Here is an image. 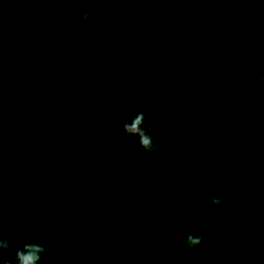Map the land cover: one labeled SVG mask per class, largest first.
<instances>
[{"label":"trees","instance_id":"obj_1","mask_svg":"<svg viewBox=\"0 0 264 264\" xmlns=\"http://www.w3.org/2000/svg\"><path fill=\"white\" fill-rule=\"evenodd\" d=\"M33 1L41 12L25 10L73 46L122 98L132 116L146 114L142 126L150 129L154 143L158 142L156 153L166 187L177 205L173 213L180 264H264V144L251 142L257 153L249 160L243 154H253L251 145H245L238 154L226 143L240 127L232 125L231 116L244 112L245 97L239 84L256 107L264 108V87L257 81L258 75L264 76V44L262 50L257 49L255 63L247 53L255 47L252 38L261 29L256 16L246 14L244 3L253 0H184L177 6L182 0H156L158 6L155 0ZM257 1L264 5V0ZM141 18H148L144 26H150L145 36L132 40L124 55L118 54L125 28L134 34L138 30L134 25ZM176 35L181 42L173 46ZM241 50L246 52L239 53ZM184 53H193L191 58L201 69L198 75L192 73ZM0 72L25 108L35 156L45 133L53 135L59 147L66 144V151L60 153L58 186L41 191L34 182L30 204L6 238L13 241L12 250L3 253L0 264H15L10 259L15 249L29 240L47 249L41 264H111L77 260L99 256L124 260L130 244L129 227L122 229L121 245H115L108 228L100 225L101 220H91L90 214L102 205L98 197L90 204L77 201V192L71 189L68 224L62 216V184L77 140L82 134L89 138L85 134L89 121L99 127L65 86L1 37ZM175 116L181 119L166 127ZM246 135L254 134L247 131ZM67 139L71 140L69 144ZM178 145H186L194 153L189 179L182 171L183 156H176ZM216 162H220L218 168H224L219 183L211 182ZM201 169L206 170L212 183L204 184V201L199 205L182 204L189 192H177V180L189 187L192 175ZM3 179L0 156V200ZM235 192L238 197L233 196ZM217 195L224 201L214 205L211 201ZM190 234L203 236V242L189 248L185 240Z\"/></svg>","mask_w":264,"mask_h":264},{"label":"water","instance_id":"obj_2","mask_svg":"<svg viewBox=\"0 0 264 264\" xmlns=\"http://www.w3.org/2000/svg\"><path fill=\"white\" fill-rule=\"evenodd\" d=\"M0 37L42 66L70 91L102 130L132 184L136 211L126 260L110 263L178 264L176 223L157 153L142 156L138 137L122 132V125L131 122V113L122 98L73 46L10 0H0ZM239 88L252 107L250 94L242 84ZM259 113L263 118L264 109ZM0 156L4 171L0 236L6 239L32 199L36 157L27 113L16 90L2 72ZM38 157L39 182L49 188L60 164L59 149L50 134L39 140ZM83 157L84 147L81 146L64 183L62 206L66 224L69 222L67 206L71 185Z\"/></svg>","mask_w":264,"mask_h":264},{"label":"flooded vegetation","instance_id":"obj_3","mask_svg":"<svg viewBox=\"0 0 264 264\" xmlns=\"http://www.w3.org/2000/svg\"><path fill=\"white\" fill-rule=\"evenodd\" d=\"M85 120H88V119L85 118ZM90 122L91 121H89V123L85 125L86 130H87L85 134L86 136H89V138H84L83 136L85 135L82 134L81 139L77 140L78 146H77V149L74 150L73 161L68 171L66 172L65 178L63 180L62 190H61V199H62V191H63V187L66 181L67 175L77 157V154L80 151L81 146H83L84 147L83 163L73 180L71 189H73V187L75 186V180L79 176L86 178V186H85L86 189L84 192L82 191L77 192V196H78L77 201L87 200L86 202L90 204L91 200L97 199V197L100 199L102 205L99 206L98 209L95 208L96 211L90 214L93 217V219L91 220L97 221L100 219L101 221L99 223L102 226L108 223L107 225L108 227L106 226V228H108L107 233L109 237L112 236L113 241H116L115 245L119 246L121 245L120 244L121 241L124 240V239H120L121 232H123L122 229L127 230V228L129 227V237H130L132 222H133L135 211H136V196H135L132 184L126 172L121 171L120 169L121 165H120V161L118 160L117 156L110 148L106 139L102 136V139L105 141L109 149L105 146L103 140L100 138L99 134L97 133L98 129H96L94 124ZM92 127H94L95 129H93ZM46 134H50V133H45V135ZM51 136L54 138L53 135ZM66 141H67V144L71 142V140L69 139H67ZM72 141L73 143L76 142L74 140ZM65 145L66 144L63 143L61 147H59V144L57 143L59 154L61 152L66 151L64 148ZM68 152L71 153L73 152V150L69 151L68 149ZM88 156H90L89 161H88ZM35 157H36V160H35L36 163H35L34 182H36V185L40 186L41 191L43 189H50L51 187L56 186L60 180V179L58 180L60 166H59L58 173L56 175L53 185L49 188H45L42 184H40L39 179H38L39 178V164H38L39 157L38 155ZM99 167L103 169L104 176H102V173H100ZM116 168L119 170L120 172L119 174H121V176L120 175L118 176L117 171L115 170ZM120 179H121V182L124 181L125 188L123 190L119 188ZM75 192H76V188H75ZM62 216L64 218L63 206H62ZM96 217L98 219H96ZM129 243H130V240H129ZM126 256H127V252H126ZM77 260H82V261L94 260L96 262H109V263L110 262H121L123 263L125 262L126 258L124 260H118L114 258L107 259V258L99 256L97 258L81 257L80 259H77ZM68 262L69 261H64L58 264H65Z\"/></svg>","mask_w":264,"mask_h":264},{"label":"rangeland","instance_id":"obj_4","mask_svg":"<svg viewBox=\"0 0 264 264\" xmlns=\"http://www.w3.org/2000/svg\"><path fill=\"white\" fill-rule=\"evenodd\" d=\"M12 1H14L16 4H18L17 6L23 7L24 9H26L27 11H30L32 13H36L37 11L41 12V8H39L37 6V3H36L37 1H33V0H12ZM244 6L246 7V14H251L252 16H256L255 19L257 21L261 22V26H260L261 29L257 30L256 34H254L253 38H252V41L255 44V47L251 48L247 51V53L249 54V56L251 57V59L255 63L256 61H258L257 49L262 50L263 44H264V5L263 4L261 5L257 0H253L251 3H248L245 1ZM146 19L141 18V19H139L137 24L134 25V27H138V30L136 32H134V34H132L131 30H129L128 28H125V37H124L123 43L120 46H118V54L124 55L126 53L127 49L129 48V46L131 45L132 40H137L140 37L145 36L146 31L150 28L149 25L144 26L145 23H147V24L149 23L148 18H146ZM174 42H175V44L173 46L178 45L181 42L180 36H177V35L174 36L171 43L173 44ZM242 52H246V51L241 50L239 53H242ZM184 54H185V58L188 61V64L192 68V73L194 75H198L201 72V69H200L198 63L191 58L193 53L192 54L191 53H184ZM250 100H252V99L250 98ZM251 104H252V107H250V104L248 103V100L245 97L244 98V112H243L242 116H238L236 114L231 116L232 125H234V126L237 125L240 127L236 130L237 133L232 134V138L234 137L235 139L233 138V139H231V141H230V139L226 140V143L228 144L227 145L228 148H230V149L235 148L237 150L238 154H239L240 150H244L245 145L246 146L251 145L249 147V150L253 154H249V155L243 154L244 156H247L249 160L253 159L254 155H256V153H257V149L255 148V146H252V143L256 144V143L261 142L264 144V133H263L264 132V120H263L264 117L261 118L260 113H259V111L263 110L264 108L263 107H259V108L256 107L255 105H253L252 101H251ZM172 110H174V109H172ZM180 119L181 118H179L178 116H175L172 122L167 123L166 127H170L172 125H175ZM92 128L95 129L94 127H92ZM100 130L101 129L98 128V131H97L100 138L102 139V136H103L110 146L109 141L107 140V138L105 137L103 132L101 135ZM247 131H250V133L252 135L253 134L254 135L248 137L246 135ZM239 132H240V134H239ZM256 134H259V135L256 136ZM103 142H104L105 146L109 149V147L107 146V144L105 143L104 140H103ZM110 148L112 149L111 146H110ZM176 148L179 149V152L176 154V156L177 157L183 156V159L181 160L182 171L184 174L187 175V177L189 179L191 174L193 173V172H191V171H193V167L191 166L192 168H190V158L194 153L191 150H189L186 145L181 146V147L178 145ZM112 151H113V149H112ZM226 151H229V150L223 149L222 152H226ZM240 158L242 159V155H240ZM241 159H240V161L243 162L244 160H241ZM258 160H260V159H258ZM219 164H220V162H216V164L214 165L215 166L214 168H217V169H216L215 173L213 174V176L211 177V179H212L211 182L215 181V183H219V178H221V172H223V170H224V168H218ZM246 164H247V162H246ZM251 164H248V165H251ZM207 167L210 168V165L207 164ZM115 170L117 171L118 176L119 175L121 176V174H119L120 173L119 170L117 168ZM161 170L163 172L162 168H161ZM121 171H124L122 166H121ZM210 176H211V173H210ZM191 180H192L191 186H189V187H186L185 183L182 181L179 182V180H177L175 187H176L177 192L181 193V195L182 194L185 195L186 192H189V196L184 197L185 202H183L182 204L186 205L188 203V204L199 205L200 203H202L204 201L203 196H202L203 194L201 193L202 191H204L203 190L204 184L205 185H212V183L209 182V179L206 176V170H204V169H201L198 173L193 174L191 177ZM165 183H166V181H165ZM198 185H199V187H198ZM85 186H86V178L79 176L75 180V186L73 187L72 191L75 192V188H76V192H81V191L84 192L86 189ZM119 188L121 190H123L125 188L124 181L121 182V179H120ZM167 192H168V196H169V199L171 201L172 208H173L174 204H173V200H172V195L168 189V186H167ZM233 196L238 197V193L235 192L233 194ZM226 199H229V197H227ZM230 199H232V198H230ZM176 208H177V205L174 206L175 210H176ZM218 217H219V215H218ZM211 218H212V216H211ZM178 264H180L179 255H178Z\"/></svg>","mask_w":264,"mask_h":264},{"label":"clouds","instance_id":"obj_5","mask_svg":"<svg viewBox=\"0 0 264 264\" xmlns=\"http://www.w3.org/2000/svg\"><path fill=\"white\" fill-rule=\"evenodd\" d=\"M240 2V0H235ZM258 84L264 87V76H257ZM130 114V113H129ZM109 115L111 113L109 112ZM259 115V114H258ZM131 116V122H125L121 130L124 134L138 137V145L142 149L141 155L154 154L157 151L158 142L154 143L153 137L150 134V129H145L142 125L146 119L144 112H139L135 116ZM229 180L232 178L229 177ZM224 201L222 196L217 195L211 201L214 205H219ZM204 240L203 236L188 235L185 243L189 248H194L200 245ZM13 241L11 239H4L0 236V262L3 261V253L12 250ZM47 254V249L40 243L34 241H26L22 246L15 249L14 255L10 258L15 261V264H41L43 257ZM7 264V262H3Z\"/></svg>","mask_w":264,"mask_h":264}]
</instances>
